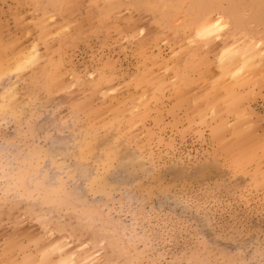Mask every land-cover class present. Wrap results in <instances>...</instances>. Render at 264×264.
Here are the masks:
<instances>
[{"label":"rangeland","instance_id":"374dc122","mask_svg":"<svg viewBox=\"0 0 264 264\" xmlns=\"http://www.w3.org/2000/svg\"><path fill=\"white\" fill-rule=\"evenodd\" d=\"M0 264H264V0H0Z\"/></svg>","mask_w":264,"mask_h":264},{"label":"snow or ice","instance_id":"6c2138e0","mask_svg":"<svg viewBox=\"0 0 264 264\" xmlns=\"http://www.w3.org/2000/svg\"><path fill=\"white\" fill-rule=\"evenodd\" d=\"M216 27L219 28V27H220V24L218 23V24L216 25ZM206 31H207L206 29H203V30H201V32H200L199 34L203 35L204 32H206Z\"/></svg>","mask_w":264,"mask_h":264}]
</instances>
